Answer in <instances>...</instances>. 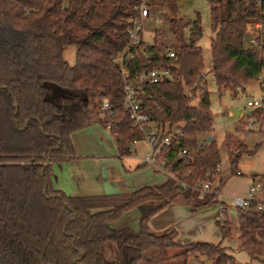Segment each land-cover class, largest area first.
<instances>
[{"label":"trees","instance_id":"trees-1","mask_svg":"<svg viewBox=\"0 0 264 264\" xmlns=\"http://www.w3.org/2000/svg\"><path fill=\"white\" fill-rule=\"evenodd\" d=\"M142 0H0V264H237L221 243L177 241L176 230L150 231L146 220L171 203L193 211L220 204L213 183L221 162L216 140L200 139L213 127L209 90L197 95L195 80L205 68L199 41L201 16L178 18L176 0H161L169 32L158 29L147 56L126 61L133 78L142 70L168 68L172 79L143 84V112L164 134L183 123L166 148L171 175L158 186L129 193L70 196L54 189V163L77 158L73 134L100 124L109 129L121 155L132 153L145 134L124 106V82L115 58L129 41L131 21ZM212 71L220 91L261 81L264 91V0H208ZM260 22L257 45L250 26ZM74 46L76 62L65 59ZM167 48L175 56L165 54ZM107 97L111 108L101 109ZM199 102L194 104V100ZM264 118V109L254 112ZM236 132H242L237 124ZM229 162L251 155L243 141L227 135ZM183 152V154H180ZM254 178H256L254 176ZM211 189L202 192L205 182ZM146 203L137 228L115 227L126 212ZM223 239L234 236L229 219L217 220ZM242 248L264 264V210L238 209ZM113 243L114 258L104 244ZM253 264V263H249Z\"/></svg>","mask_w":264,"mask_h":264},{"label":"rangeland","instance_id":"rangeland-1","mask_svg":"<svg viewBox=\"0 0 264 264\" xmlns=\"http://www.w3.org/2000/svg\"><path fill=\"white\" fill-rule=\"evenodd\" d=\"M179 12L182 16L177 14L178 18L196 19L198 15L202 19L203 36L199 41V45L203 50L205 68L202 73V87L197 89V95L203 93V88L209 90L211 98V108L214 117L213 127L209 132L200 135V139L204 140L207 136L213 135L214 140L217 141L219 145L220 155H221V174L216 177L213 183L214 189L219 190L220 196H218L219 201L223 200L229 206L225 208L224 219H229L233 228L234 236L232 238L223 239L221 244L227 247L228 253L235 256L237 264H258L256 260H253L251 256L242 248L240 237L238 233V209L230 206L228 202L229 196H246L250 185L256 181H264V118L259 117L254 112L256 108H249L247 106V101L249 99L264 100V91L262 90L261 81L257 80L254 82H246L241 85H246L247 90L243 92L237 91L233 94L231 90L224 89L220 91L216 81L214 72L212 71V56H211V39L214 35L211 29V16H210V6L208 0H178ZM167 12V6L163 2H154L152 10V18L147 20L144 25L143 36L147 43H151L154 40L155 33L158 29L168 31L167 45L171 46L175 38L169 32L168 24L165 20L164 13ZM169 13V12H168ZM65 59L70 64H75L76 62V49L74 46L65 47ZM240 85V86H241ZM199 102V98L194 100V104ZM261 110V108H258ZM264 109V108H263ZM262 109V110H263ZM243 116V118H242ZM237 124L240 125L242 132H236ZM184 124L179 123L173 127V132L177 133L182 131ZM234 136L236 141H243L247 146L248 150L252 152L251 155L242 157L236 165H232L229 162V148L227 146V135ZM140 147H146L139 149L138 153L150 154L151 148L147 141L139 144ZM145 145V146H144ZM146 152V153H145ZM134 153V152H133ZM135 154V153H134ZM149 166V165H148ZM152 169V166H150ZM170 170V169H169ZM237 171H240L242 175H238ZM158 178L162 179L166 174L164 171L160 170L157 172ZM167 175H171V171ZM254 176L256 178H254ZM220 213L219 204L206 207V209L198 214L197 216H192L190 221H185V226H191L192 230H196L198 225L202 223L204 227L201 230L205 233L206 238L200 239L201 241L196 242H208L202 240H216L218 236V241L221 240L219 237L218 230L219 226L214 222L212 224H204L205 220L213 218V216ZM223 215V214H222ZM180 213L171 215V218H180ZM182 220V219H181ZM221 221H224L223 219ZM132 224V223H131ZM137 226V222L133 223ZM220 229V228H219ZM210 242V241H209ZM192 243V242H191ZM114 247L113 243H105L104 251L108 258L112 259L116 255V251L111 252L110 247ZM189 264H209L206 256H200L199 258L195 256H190Z\"/></svg>","mask_w":264,"mask_h":264},{"label":"crops","instance_id":"crops-1","mask_svg":"<svg viewBox=\"0 0 264 264\" xmlns=\"http://www.w3.org/2000/svg\"><path fill=\"white\" fill-rule=\"evenodd\" d=\"M176 2L178 5L179 1L176 0ZM168 12L169 9L167 8L166 13ZM179 16H182L181 12H179ZM72 137L78 157L63 163H54L51 175L54 189L67 195L86 196L129 193L143 186L161 185L167 180V175L162 177V179L158 178L157 172L159 171L152 169L143 162L145 158L143 152L138 153V150L142 148L145 151L146 147H140L139 145L140 143H144L145 139L136 141L133 144L131 154L121 155L109 129L100 124L76 131ZM205 137L207 138V135ZM259 195H261V192ZM152 205V203H146L126 212L114 223V226L130 225L137 228L141 214ZM205 209L193 211L188 205L171 203L150 216L146 220V226L150 231L176 230L178 232L177 241L180 243H191L201 241L200 239H209L206 238L208 236H205V233L201 230V227H204L202 223L198 225L196 230H192L191 226H185L184 224L185 221L189 222L192 216H197ZM177 213H180V218H171V215ZM136 222L137 226L133 224ZM214 222L217 224V215L209 220H205L203 223L212 224ZM215 228L218 230L221 240L218 241L217 236L216 240L202 241H210V243L214 244L221 243L223 240L222 233L219 228Z\"/></svg>","mask_w":264,"mask_h":264},{"label":"built area","instance_id":"built-area-1","mask_svg":"<svg viewBox=\"0 0 264 264\" xmlns=\"http://www.w3.org/2000/svg\"><path fill=\"white\" fill-rule=\"evenodd\" d=\"M160 0H142L140 5L137 6L138 17L131 21V25L128 29L129 41L124 46L122 51L117 55L115 61L120 67V74L124 82V106L130 111L131 118L133 119V125L137 126L144 134L145 140L148 142L151 153L147 154L143 159L146 165L152 166L157 171H164L167 175L171 166L169 159L164 152L169 147L177 134L180 132H172L170 134H164L158 124L151 120L148 115L143 112L142 101L139 98L140 90L144 83H160L166 80L172 79V72L168 68L154 67L149 70H142L137 73L133 78L130 76V71L125 66L126 61L147 56L149 43L143 39L144 25L147 20L152 18V10L154 2ZM261 3V0H258ZM262 24L260 22L254 23L250 26L251 36L249 38V44L257 45L256 33L260 31ZM165 54L169 57L175 56V50L167 48ZM204 73L199 75L194 82L193 87L201 89L202 77ZM247 90L246 85H239L237 91L243 92ZM249 108H264V100L249 99L247 101ZM101 109L103 111H109L111 108L110 101L107 97L102 99ZM183 154V152H180ZM218 171H221V165H218ZM238 175H242L240 171H237ZM211 182L207 181L201 188L202 192L210 191ZM261 192V195L259 193ZM217 195L220 196L219 190L216 191ZM228 202L231 207L235 209H249L254 204L258 210H264V181H256L250 185L246 196H229ZM229 206L223 200L220 201L219 208L220 213L217 215V220L220 222L226 221L225 208ZM223 214V215H222ZM224 221H221V220Z\"/></svg>","mask_w":264,"mask_h":264},{"label":"water","instance_id":"water-1","mask_svg":"<svg viewBox=\"0 0 264 264\" xmlns=\"http://www.w3.org/2000/svg\"><path fill=\"white\" fill-rule=\"evenodd\" d=\"M215 139V137L213 136V135H209V136H207V140L208 141H212V140H214Z\"/></svg>","mask_w":264,"mask_h":264}]
</instances>
